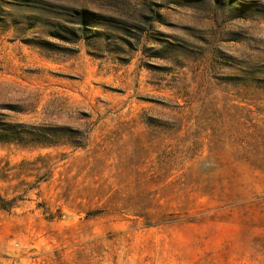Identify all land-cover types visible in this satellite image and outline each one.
<instances>
[{"label": "rangeland", "instance_id": "rangeland-1", "mask_svg": "<svg viewBox=\"0 0 264 264\" xmlns=\"http://www.w3.org/2000/svg\"><path fill=\"white\" fill-rule=\"evenodd\" d=\"M0 264H264V0H0Z\"/></svg>", "mask_w": 264, "mask_h": 264}]
</instances>
